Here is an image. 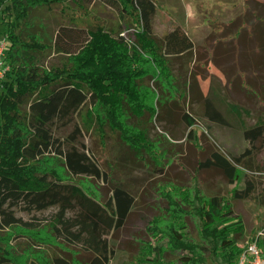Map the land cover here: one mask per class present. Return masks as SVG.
<instances>
[{"label": "rangeland", "instance_id": "1", "mask_svg": "<svg viewBox=\"0 0 264 264\" xmlns=\"http://www.w3.org/2000/svg\"><path fill=\"white\" fill-rule=\"evenodd\" d=\"M77 1L39 3L21 19L17 18L16 9L8 10L4 6L0 11V34H9L10 25H14V32L19 35L14 46L19 50L36 37L44 46L39 56L45 70L60 68L69 60V55L45 46L66 20L109 29L125 37L131 49L137 26L130 13L122 14L108 0ZM155 1L153 35L164 40L180 25L189 33L196 49L171 58L170 78L148 75L140 79L145 101L158 106L157 116L147 112L140 118L125 103L121 118L126 125L130 129H147L149 143L144 145L142 153L135 154L123 143L120 133L112 130L106 111L99 109L100 104L86 105L94 110L96 119H102L101 125L97 123L89 131L79 114L67 121L57 120L53 127L56 137L85 150L107 175L106 179L73 175L74 181L104 199L112 196L114 184L125 178L126 186L136 197L125 226L109 236L113 253L107 264H140L146 256H149L148 264H154L151 258L158 251H161L160 264H183V256L209 248L211 242L203 235L198 210L201 199L214 195L225 198L238 215L237 220L242 222L237 243L242 249L238 264L255 241L264 256V136L252 143L242 128L245 123L254 125L260 114H264V0ZM212 89L222 95L219 106L231 125L204 115L202 96ZM224 101L241 104L251 114L239 120L227 110ZM28 102L23 104L24 110ZM186 113L196 119L192 136L184 117ZM247 150L250 151L245 153ZM214 152L236 164L239 178L235 183H230L222 170L203 166ZM237 157H241L243 166L237 165ZM48 164L52 166V161ZM61 172L66 173L64 169ZM249 181L255 188L252 197L235 198L234 190L244 188ZM4 207L9 209L7 205ZM59 210L56 205L34 209L25 203L11 207L10 211L20 221L11 227L0 226V248L7 251L14 264H29L32 260L52 264L59 255L75 260L86 257L82 243L55 231ZM67 214L73 216L74 211ZM27 223L29 227L24 226ZM205 255L208 264H228L211 252Z\"/></svg>", "mask_w": 264, "mask_h": 264}, {"label": "trees", "instance_id": "2", "mask_svg": "<svg viewBox=\"0 0 264 264\" xmlns=\"http://www.w3.org/2000/svg\"><path fill=\"white\" fill-rule=\"evenodd\" d=\"M51 1L56 0H0V11L4 6L8 10L14 8L17 18L21 19L27 16L31 7ZM108 3L122 14L132 15L137 26L132 50L125 37L109 29L66 20L45 46L69 55V60L60 68L45 70L39 56L44 46L36 37L19 50L14 46L19 39L14 25H10L8 34L12 44L5 58L10 69L0 79V226L6 228L19 223L20 219L10 210L20 203L34 209L59 206L55 231L82 243L87 254L78 260L59 255L52 264H107L113 253L109 236L125 226L136 203L125 178L119 179L112 188V196L104 199L74 181L73 175L86 174L104 179L107 175L85 150L55 136V122L67 121L79 114L83 126L89 131L94 125L97 127V123L101 125L102 119H96L94 110L86 105L89 102L95 106L100 104L99 109L106 111L112 130L120 133L130 151L140 155L144 145L149 143L148 132L146 128L130 129L122 120L125 103L140 118L147 112L152 117L157 116L158 106L145 101L140 79L148 75L170 78L173 76L171 58L184 56L196 49L195 42L180 25L172 29L164 40L153 35L155 0H108ZM212 90L207 96H202L203 101L200 100L204 115L215 122L231 125L219 106L223 101L222 95ZM146 91L149 93V89ZM27 100L28 110H24L23 104ZM224 103L239 120L251 114L250 109L241 104ZM260 115L252 126L243 121L244 135L252 143L264 136V114ZM184 117L192 136L196 119L188 113ZM76 131L81 132L78 128ZM50 161L52 166L48 164ZM235 162L244 165L241 157L235 158ZM203 166L222 170L232 184L239 178L236 164L218 152H214ZM245 167L251 166L245 164ZM63 169L66 173L61 172ZM254 189L253 182L249 181L244 188L234 190V197L250 198ZM201 204L198 212L203 221V235L210 239L211 245L202 251L195 250L193 255L183 256V264H208L205 252L222 257L228 264H238L242 251L237 244L240 241L238 233L243 230L241 220H237L238 215L221 195L201 199ZM70 210L74 211L73 216H68ZM24 226L29 227V223ZM147 247L152 253V247ZM160 254L158 251L151 258L154 264L161 263ZM148 257L142 258L140 264H148ZM40 263L35 260L29 262ZM0 264H14L13 258L1 248Z\"/></svg>", "mask_w": 264, "mask_h": 264}, {"label": "built area", "instance_id": "3", "mask_svg": "<svg viewBox=\"0 0 264 264\" xmlns=\"http://www.w3.org/2000/svg\"><path fill=\"white\" fill-rule=\"evenodd\" d=\"M11 40L8 34H0V79L5 77L7 70L10 69V65L6 61V54L11 47ZM264 264V256L262 255L258 242L255 241L250 244L243 254L241 264Z\"/></svg>", "mask_w": 264, "mask_h": 264}, {"label": "crops", "instance_id": "4", "mask_svg": "<svg viewBox=\"0 0 264 264\" xmlns=\"http://www.w3.org/2000/svg\"><path fill=\"white\" fill-rule=\"evenodd\" d=\"M187 34H189V33L187 32Z\"/></svg>", "mask_w": 264, "mask_h": 264}]
</instances>
